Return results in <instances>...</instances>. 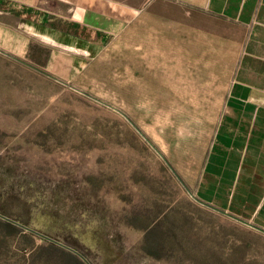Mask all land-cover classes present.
<instances>
[{"label":"rangeland","instance_id":"1","mask_svg":"<svg viewBox=\"0 0 264 264\" xmlns=\"http://www.w3.org/2000/svg\"><path fill=\"white\" fill-rule=\"evenodd\" d=\"M195 14L134 21L80 67L20 25L26 55L0 39V264H264V232L203 183L245 29Z\"/></svg>","mask_w":264,"mask_h":264},{"label":"crops","instance_id":"2","mask_svg":"<svg viewBox=\"0 0 264 264\" xmlns=\"http://www.w3.org/2000/svg\"><path fill=\"white\" fill-rule=\"evenodd\" d=\"M198 9L245 29L203 183L226 207L223 192L233 191L232 208L264 228V0H0V39L9 35V50L26 55L29 40L23 52L13 43L23 34L20 25L47 44L70 48L80 67L81 59L108 46L134 21H188Z\"/></svg>","mask_w":264,"mask_h":264},{"label":"water","instance_id":"3","mask_svg":"<svg viewBox=\"0 0 264 264\" xmlns=\"http://www.w3.org/2000/svg\"><path fill=\"white\" fill-rule=\"evenodd\" d=\"M49 75H50V74H49ZM50 76H52V75H50ZM78 90H80V89H78ZM80 91L83 92V93H85V94H87V95L92 96L91 94L86 93V92H84V91H82V90H80ZM92 97H93V96H92ZM137 129L142 133V131H141L138 127H137ZM142 134H143V133H142ZM143 135H144V134H143ZM144 136H145V135H144ZM159 153H161V152H159ZM161 154H162V153H161ZM162 156H163V155H162ZM163 157H164V156H163ZM164 158H165V157H164ZM189 191H190V190H189ZM192 195H194V194H192ZM219 210H220V209H219ZM220 211H222L223 213L228 214V215L234 217L235 219H237V220H239V221H242V222H244V223H246V224H249V225H251V226L257 228L258 230L264 232V228H263V227H260V226H258V225H256V224H253V223H250V222H248V221H246V220H244V219H241V218H239V217H237V216H235V215H233V214H231V213H228L227 211H224V210H220ZM0 216H1V217H4V218H7L5 215H3V214H1V213H0ZM15 223H17V224H19V225L25 227V228L28 229V230H31V231H33V232H35V233H38L39 235L45 237L46 239H48V240H50V241H52V242H54V243H57V244H59V245H63V246H65V247H68L69 249H72L73 251L76 252V250H74L73 248H71V247H69V246L63 244L61 241L57 240L56 238H53V237H50V236L44 235V234H42V233H40V232H37V231L34 230L33 228H31V227H29V226H26V225H24V224L21 223V222L15 221ZM77 253H78V251H77Z\"/></svg>","mask_w":264,"mask_h":264},{"label":"trees","instance_id":"4","mask_svg":"<svg viewBox=\"0 0 264 264\" xmlns=\"http://www.w3.org/2000/svg\"><path fill=\"white\" fill-rule=\"evenodd\" d=\"M6 222V224H8V225H10V226H12L13 224H11L10 222H8V221H5ZM39 232V231H38ZM42 233V232H41ZM42 234H44V235H47V234H45V233H42ZM47 236H50V235H47ZM50 237H52V236H50ZM45 238V237H44ZM54 238V237H53ZM46 239V238H45ZM57 239V238H56ZM58 240V239H57ZM60 241V240H59ZM50 245L51 246H54L55 248H57V249H60V248H62V247H60V246H58V245H56L55 243H50ZM126 251L125 250H122V252H121V254L119 255V256H116V257H114L111 261H112V263L111 264H125L126 262H127V256H128V253H125ZM68 254H70V256H73L74 258L73 259H75L76 260V262H78L79 264H85V262L83 261V260H81L77 255H75V254H73L72 252H68ZM78 260V261H77Z\"/></svg>","mask_w":264,"mask_h":264},{"label":"bare ground","instance_id":"5","mask_svg":"<svg viewBox=\"0 0 264 264\" xmlns=\"http://www.w3.org/2000/svg\"><path fill=\"white\" fill-rule=\"evenodd\" d=\"M193 70V69H192ZM198 71H200L199 69H198ZM195 73V72H194Z\"/></svg>","mask_w":264,"mask_h":264}]
</instances>
